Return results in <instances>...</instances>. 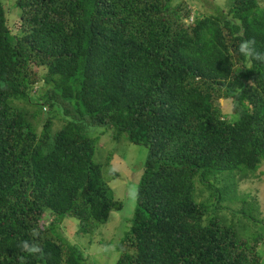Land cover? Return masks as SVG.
<instances>
[{"label":"trees","instance_id":"16d2710c","mask_svg":"<svg viewBox=\"0 0 264 264\" xmlns=\"http://www.w3.org/2000/svg\"><path fill=\"white\" fill-rule=\"evenodd\" d=\"M227 1L17 0L14 33L0 0V264H88L62 223L124 208L104 134L148 150L116 264H264V0Z\"/></svg>","mask_w":264,"mask_h":264},{"label":"rangeland","instance_id":"374dc122","mask_svg":"<svg viewBox=\"0 0 264 264\" xmlns=\"http://www.w3.org/2000/svg\"><path fill=\"white\" fill-rule=\"evenodd\" d=\"M212 1L223 6L228 2L227 0H190V3L194 9L205 11L211 8ZM4 2L9 5L11 28L14 33H17L21 27V10L16 6L17 0H4ZM189 21L191 22V19ZM38 71L41 74L45 73L42 69ZM47 108L44 110L46 111ZM113 142L115 141L109 135L104 134L100 139V145L103 146L99 150L102 157L106 156L105 151L111 156L110 165L107 166V171L104 170V177L109 181L114 198L122 201L124 208L121 211L113 210L109 221L101 225L94 235L79 233L78 220L73 217H65L62 223L65 237L71 243L82 247L88 258V264L117 263L120 252L116 246L133 225L137 185L143 174L148 154L144 146L133 144L126 139L120 143ZM262 171L264 172V164L257 173L259 177H251L240 185L242 192L250 193L257 198L261 212L259 218H264V174L259 175ZM259 229H264V224L260 223ZM261 249L264 253V244L261 245Z\"/></svg>","mask_w":264,"mask_h":264},{"label":"clouds","instance_id":"9594fccd","mask_svg":"<svg viewBox=\"0 0 264 264\" xmlns=\"http://www.w3.org/2000/svg\"><path fill=\"white\" fill-rule=\"evenodd\" d=\"M252 41H246L244 42L241 46H240V52L242 54H246V55H252ZM23 248L24 250H26L29 254H35L41 251V249L39 248V246L32 244L31 246L29 245L28 242H24L23 243Z\"/></svg>","mask_w":264,"mask_h":264},{"label":"built area","instance_id":"2783aa9c","mask_svg":"<svg viewBox=\"0 0 264 264\" xmlns=\"http://www.w3.org/2000/svg\"><path fill=\"white\" fill-rule=\"evenodd\" d=\"M191 20H192V18H191Z\"/></svg>","mask_w":264,"mask_h":264}]
</instances>
